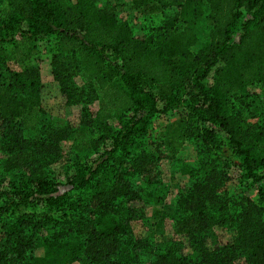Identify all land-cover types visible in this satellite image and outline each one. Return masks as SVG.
<instances>
[{
    "label": "trees",
    "instance_id": "1",
    "mask_svg": "<svg viewBox=\"0 0 264 264\" xmlns=\"http://www.w3.org/2000/svg\"><path fill=\"white\" fill-rule=\"evenodd\" d=\"M133 3L162 10L157 26L143 35L92 0H0V135L21 150L28 132L35 137L32 152L64 130L74 143L92 129L104 133L96 142L109 141L90 165L74 163L64 183L34 153L26 173L0 179V264L139 263L145 245L132 236L131 224L143 222L146 207L162 198L155 172L161 157L147 151L149 125L180 105L204 125L195 138L211 145L223 167L240 168L259 200L231 196L223 173L195 167L194 182L177 198L174 234L187 238L196 259L174 243L150 264H236L240 254L246 264H264V139L247 135L233 112V100L250 86H260L264 99V0ZM167 8L175 14L165 16ZM204 8L208 39L194 52L195 22ZM52 37L59 59L74 60L67 66L83 84L76 88L67 70L54 71L59 60L52 63L66 107H81L76 124L48 123L37 68L3 74L5 64L21 57L22 45L32 52ZM92 100L99 104L95 116L84 107ZM111 120L117 130L109 127ZM194 129L181 117L166 126L163 140L178 149ZM135 177L142 186L134 185ZM63 186L69 188L60 192ZM216 226L233 229V240L207 245ZM38 248L42 256L35 255Z\"/></svg>",
    "mask_w": 264,
    "mask_h": 264
},
{
    "label": "rangeland",
    "instance_id": "2",
    "mask_svg": "<svg viewBox=\"0 0 264 264\" xmlns=\"http://www.w3.org/2000/svg\"><path fill=\"white\" fill-rule=\"evenodd\" d=\"M74 2L76 0H69ZM95 5L106 13L113 15L117 20L126 22L136 35H143L147 30L156 27L162 19V10L155 7L154 10L145 8L144 4L140 8H135L134 0H92ZM172 0H169L171 2ZM165 16L174 15L173 9L164 10ZM208 10L203 9V15L195 22V31L197 34V44L192 51H197L203 42L208 39L209 22ZM178 27H182L178 23ZM239 32L233 35V40L238 39ZM30 45L20 47L21 57L17 62L5 64L3 74L8 77L5 71L22 72L29 68H37L41 91V105L44 116L48 123H59L62 119L76 124L81 110L80 106L66 107V95L61 93L58 83L53 76L54 65L52 63L59 60V65L54 71L61 72L67 70L72 75V83L76 88L83 86L81 79L77 76L68 63L72 64V58L59 57V45L57 39L49 38L47 41L36 45L32 52H28ZM23 48V50H22ZM89 114L95 116L98 111V101H91L84 105ZM233 112L239 114L243 130L249 136H259L264 139V99L262 89L258 85L250 86L245 93L233 100ZM189 114L184 105L172 109L167 115L160 116L149 125L147 151L160 156L161 159L156 164V177L160 186L161 200L154 205H148L145 209V219L143 222L137 221L131 224L130 230L132 236L142 239L145 247L139 251V263L150 264L153 258L163 254L166 247L178 244L185 256L196 259V255L190 252V244L187 238L174 234V214L177 198L180 193L191 186L195 178L192 179L191 172L196 168L215 169L217 173L224 174L225 184L223 189L233 197H248L253 202L258 203V195L255 188L252 187L249 180L242 176V171L237 166L222 164L221 158H216L212 153L211 145H203L201 139H196L194 135L197 128H203L204 125L196 122ZM183 117L187 122L194 124L195 129L189 137L185 139L182 146L178 149L168 147L163 140L166 126L175 120ZM20 120H15V128H20ZM117 121L111 120L109 127L117 130ZM65 130L59 134L58 140L49 143L48 146H37L35 152L31 151L30 142L35 140L33 135L23 131L21 150L18 149L12 138L2 137L0 135V179H10L20 172L26 173V164L34 161L33 153L36 158L43 159V165L47 173H55L59 180L65 182L64 175L72 172L74 163L84 165L91 164L94 156L101 154L109 145L96 142L104 134L103 132L92 129L91 132L83 133L77 139V143L67 136ZM68 134V133H67ZM193 134V136H192ZM78 146V148L76 147ZM23 147V148H22ZM32 160V161H31ZM227 166V167H226ZM136 186H142L143 180L138 177L133 178ZM69 187L63 186L60 192H64ZM207 245L230 243L234 238L233 229L229 227L216 226L208 234ZM35 255L42 256L43 249L35 250ZM155 260V259H154ZM236 264H246L244 256L239 255Z\"/></svg>",
    "mask_w": 264,
    "mask_h": 264
}]
</instances>
